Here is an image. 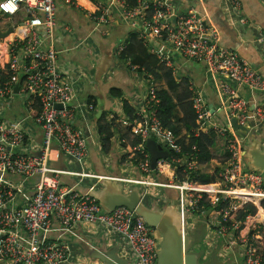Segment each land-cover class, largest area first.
I'll return each instance as SVG.
<instances>
[{
	"label": "built area",
	"instance_id": "2783aa9c",
	"mask_svg": "<svg viewBox=\"0 0 264 264\" xmlns=\"http://www.w3.org/2000/svg\"><path fill=\"white\" fill-rule=\"evenodd\" d=\"M92 9L87 16L96 26L113 21L117 14L122 21L138 29L143 38L152 37L165 44V49L155 51L160 65L172 70L173 53L187 61L203 63L209 74L230 79L236 88L223 85L225 110L230 120L242 126H250V103L238 95L239 88L264 93V77L236 52L222 48L218 32L206 23V18L196 9L178 14L170 0H89ZM229 14L240 25L248 22L242 13L241 0H223ZM58 0H0V32H13L4 51L9 59L6 68H0V102H9L18 93L26 98L27 117L38 126L44 135V148L40 156L25 150L28 134L20 125L9 123L0 117V264H66L70 258V247L60 238L50 234H71L79 223L103 224L114 229L130 245L138 258V264H158V242L143 218L127 207H118L104 212L91 192L81 194L63 188L60 176L69 174L81 180H112L145 187L175 189L180 194L183 214L199 211L204 197L212 205L222 203L219 211L217 233L226 236L238 234L239 242L245 246V264H264V250L258 248L256 234L264 221L256 219L264 214V178L260 173L247 172L243 168L241 144L242 134L232 126L222 127L212 123V114L202 91L193 83V106L198 117L195 134L213 131L224 140L228 159L218 174V184H202L191 180L187 172L195 171V162L168 154L152 169L147 143L159 136L167 144V152L181 155L182 148L171 129L162 126L158 118L160 100L155 88H149L144 108L134 119L122 122L139 140L128 156L136 163L145 179L101 177L84 172H63L50 168L49 146L55 142L60 153L84 166L88 159L87 138L83 130L76 127L75 110L71 105L73 90L64 81L57 60L60 51L48 40H52L57 26L55 16ZM74 4V3H73ZM23 17L22 26H11L13 19ZM45 32V36L42 33ZM45 37V38H44ZM47 41V43H46ZM263 41V40H261ZM126 50L121 44L118 56ZM2 58L0 57V63ZM133 71L139 68L126 63ZM152 79L151 76H147ZM36 108L39 113L33 116ZM255 128L264 121V108L254 106ZM185 167L187 179L175 181L153 180L155 173L165 174V168ZM37 182L29 185V180ZM248 206L256 208L255 214H247L238 220L237 215ZM259 212V213H258ZM254 235L252 236V234Z\"/></svg>",
	"mask_w": 264,
	"mask_h": 264
},
{
	"label": "crops",
	"instance_id": "0c3cea01",
	"mask_svg": "<svg viewBox=\"0 0 264 264\" xmlns=\"http://www.w3.org/2000/svg\"><path fill=\"white\" fill-rule=\"evenodd\" d=\"M170 1L178 14L186 13L190 9L198 10L206 18V23L217 30L220 46L236 52L264 77V0H241L242 13L248 22L245 26L240 25L229 14L223 0ZM92 7L89 0H58L55 12L57 26L53 31L52 40H48L49 44L60 51L57 63L64 81L69 83L73 90L71 105L75 110L74 124L86 135L88 159L84 166H80L60 153L58 145L53 142L48 150V164L50 168L63 172L84 170L101 177L142 180L145 178L136 163L128 159L133 140L137 138L131 134L129 127L122 124L130 120L124 105L128 104L138 112L144 108L149 88H155L157 92L168 90L164 78H154L142 69L143 66L152 65L157 59L154 52L163 50L166 46L152 37L143 38L137 28L122 21L117 14L114 15L113 21L96 26L87 16V10ZM22 18L20 16L13 19L14 25L21 23L18 26H22ZM42 33L45 36L43 29ZM12 38L13 36L0 39V68L8 66L4 51ZM121 44L128 48L127 60L122 59V55H117ZM172 57L174 77L178 81L187 78L202 91L212 114V123L222 127L231 126V120L224 107L225 95L222 87L227 84L236 88V85L226 77L209 74L203 63L187 61L177 53H173ZM127 62H134L140 69L133 71ZM238 95L251 105L250 126L257 124L252 112L254 106L264 108V93L239 88ZM25 102L26 98L16 92L9 102H0V117L9 123L20 125L29 136L26 152L40 156L44 148V135L42 130L28 119ZM176 116L178 119L183 118L180 109L176 110ZM101 129L112 135L109 142L101 133ZM209 132L210 130H207L203 134ZM185 136L184 132L179 140ZM242 137L244 170L260 173L264 178V121L252 128L248 136ZM151 140L167 152V144L162 138L154 136ZM185 143L188 145V138H185ZM211 153L213 159L209 163H198L194 170L199 176L212 178L210 184H218V173L227 160L224 140L217 138ZM164 171L168 176L154 175L153 180L175 181L174 167L165 168ZM36 182L37 178H32L29 185ZM60 184L63 188L73 189L81 194L91 192L99 200L104 212L105 207L114 206L121 195L138 191L142 203L148 209L159 212L168 225L182 227V234L190 240L189 254L193 255V264H245L246 248L239 242L238 234L218 235L221 209L212 205L207 197L201 201L199 211L185 215L187 219L184 220L180 194L175 189L145 187L112 180H81L69 174L60 176ZM260 215V219L258 214L256 219L258 217L264 221V215ZM191 223L197 228L195 240L187 234ZM165 228L164 231L169 233V227ZM150 229L154 235V229ZM50 237L60 238L69 245L71 254L66 264H101L98 258L102 257L103 253L115 255L123 264H138V258L128 242L114 229L100 223H79L71 234L54 232ZM157 242L159 245L158 240ZM256 243L258 248L264 250V224L256 234Z\"/></svg>",
	"mask_w": 264,
	"mask_h": 264
},
{
	"label": "trees",
	"instance_id": "16d2710c",
	"mask_svg": "<svg viewBox=\"0 0 264 264\" xmlns=\"http://www.w3.org/2000/svg\"><path fill=\"white\" fill-rule=\"evenodd\" d=\"M1 21L2 19L0 18V22ZM10 24L14 26L13 21ZM126 49H128L127 46ZM126 51L127 50L122 53V59L124 58V60H127ZM131 64L133 66H136L134 62H132ZM136 67L140 69L138 65ZM143 67L142 69H144L146 73L152 75V77L164 78L168 86V90L158 92L157 94V98L160 100V104L158 106V118L164 128L171 129L173 131L178 140L177 144L182 148L181 155H174V153L171 151H169L168 154L170 155L172 153L173 156H176L178 158L186 159L189 162H196V166H198V163H209L213 159L211 148L215 147L218 137L213 131H210L206 135L203 133H200L198 135L195 134V131L198 128V117L193 106V93L190 89L192 82L187 78H182L180 79V81H178L177 78L174 77V72L160 65L157 59L152 65H146ZM178 109H180L183 114L182 119H178L176 116V110ZM124 110L132 121L136 115V112L130 106H128V104L124 105ZM38 113L39 110L38 108H36L33 116H37ZM184 132L186 134L185 138L189 139L188 145L185 143V138L179 140L181 134H183ZM101 133L106 136V141L109 142L112 135L104 129H101ZM138 143V139L133 140V143L131 145L132 149ZM174 168L180 180L187 179L186 175H188L189 179L198 181L202 184H210L213 181L209 176H199V174L195 173V171L187 172L185 175L184 171L186 169V166H174ZM155 175L160 174L155 173ZM217 206V208L222 209L224 205L222 203H219L217 204ZM256 211L257 210L255 207L248 206L238 213L237 219L242 220L247 214H255ZM253 235L254 233L252 234V236Z\"/></svg>",
	"mask_w": 264,
	"mask_h": 264
},
{
	"label": "water",
	"instance_id": "95a60500",
	"mask_svg": "<svg viewBox=\"0 0 264 264\" xmlns=\"http://www.w3.org/2000/svg\"><path fill=\"white\" fill-rule=\"evenodd\" d=\"M13 32L11 29L6 34L0 32V39L7 37ZM19 87L15 88L18 92ZM231 126L233 130L239 132L243 136H248L251 131L250 126L242 127L235 119L231 120ZM147 149L150 154L151 167L156 169V164L160 159L168 158V152H164L162 147L157 145L155 141L150 140L147 143ZM93 196V195H92ZM94 197V196H93ZM95 198V197H94ZM99 201L97 198H95ZM141 196L138 191L132 192L130 195H121L118 197V201L115 202L112 207H105V212H112L118 207H127L131 211L135 212V216L141 217L144 221L155 231V237L159 241V248L157 252L158 264H193L192 256L189 254L190 250V240L187 236L182 234V227L168 225L163 216L155 211L148 209L144 203H142ZM100 203V202H99ZM182 213V211H181ZM186 214H182L184 220L187 219ZM165 226L169 227V233L165 232ZM164 232H163V231ZM0 256V260H1ZM101 264H123V262L114 255L102 254V257L98 258Z\"/></svg>",
	"mask_w": 264,
	"mask_h": 264
},
{
	"label": "rangeland",
	"instance_id": "374dc122",
	"mask_svg": "<svg viewBox=\"0 0 264 264\" xmlns=\"http://www.w3.org/2000/svg\"><path fill=\"white\" fill-rule=\"evenodd\" d=\"M3 20H7V18L2 19V21H3ZM12 21H14V20H12ZM3 25H4V24H2V26H1V24H0V28L3 27ZM18 25H21V23L15 24L14 26H18ZM11 26H12V25H10V27H11ZM196 232H197V228L194 227V223H191V224L188 226V228H187V234H188V236H190L191 239L195 240V237H196V235H197Z\"/></svg>",
	"mask_w": 264,
	"mask_h": 264
},
{
	"label": "bare ground",
	"instance_id": "6f19581e",
	"mask_svg": "<svg viewBox=\"0 0 264 264\" xmlns=\"http://www.w3.org/2000/svg\"><path fill=\"white\" fill-rule=\"evenodd\" d=\"M260 214H263V213H262V212H260V213H259V215H258L259 219H260V217H261V215H260ZM263 215H264V214H263Z\"/></svg>",
	"mask_w": 264,
	"mask_h": 264
}]
</instances>
